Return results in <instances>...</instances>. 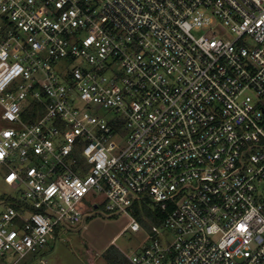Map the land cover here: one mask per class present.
Listing matches in <instances>:
<instances>
[{
    "label": "built area",
    "instance_id": "1",
    "mask_svg": "<svg viewBox=\"0 0 264 264\" xmlns=\"http://www.w3.org/2000/svg\"><path fill=\"white\" fill-rule=\"evenodd\" d=\"M0 122L3 264L100 207L132 264H264V0H0Z\"/></svg>",
    "mask_w": 264,
    "mask_h": 264
},
{
    "label": "rangeland",
    "instance_id": "2",
    "mask_svg": "<svg viewBox=\"0 0 264 264\" xmlns=\"http://www.w3.org/2000/svg\"><path fill=\"white\" fill-rule=\"evenodd\" d=\"M120 144L123 146L124 143ZM4 172L5 168H0V205H3L1 198L6 199L16 194L14 188L4 182ZM97 196L96 199L88 197L91 206L103 199L102 195ZM127 222L125 214L111 216L100 207L85 223V227L81 225L63 231L43 253H30L17 264H90L92 259L94 264H107L102 254L108 244H115L124 253L130 254L149 242L146 231H123ZM16 258L17 256L9 255L7 260L12 262Z\"/></svg>",
    "mask_w": 264,
    "mask_h": 264
},
{
    "label": "trees",
    "instance_id": "3",
    "mask_svg": "<svg viewBox=\"0 0 264 264\" xmlns=\"http://www.w3.org/2000/svg\"><path fill=\"white\" fill-rule=\"evenodd\" d=\"M134 209L135 215L145 230H150L152 224L161 223L166 216L151 203L149 198L136 200ZM102 256L107 264H132L125 253L115 244L109 245ZM4 261L5 259H0V264H3Z\"/></svg>",
    "mask_w": 264,
    "mask_h": 264
},
{
    "label": "crops",
    "instance_id": "4",
    "mask_svg": "<svg viewBox=\"0 0 264 264\" xmlns=\"http://www.w3.org/2000/svg\"><path fill=\"white\" fill-rule=\"evenodd\" d=\"M108 245H109V244H108ZM108 245H107L105 248H107ZM47 248H48V247H47ZM105 248H104V249H105ZM44 251H45V250H44ZM44 251H43V252H44ZM43 252H42V253H43ZM23 259H24V258H23ZM91 262H92V263L94 262L93 259L91 260ZM91 262H90V263H91Z\"/></svg>",
    "mask_w": 264,
    "mask_h": 264
},
{
    "label": "snow or ice",
    "instance_id": "5",
    "mask_svg": "<svg viewBox=\"0 0 264 264\" xmlns=\"http://www.w3.org/2000/svg\"><path fill=\"white\" fill-rule=\"evenodd\" d=\"M9 179H11V177Z\"/></svg>",
    "mask_w": 264,
    "mask_h": 264
}]
</instances>
